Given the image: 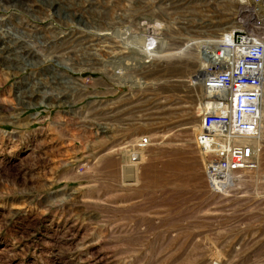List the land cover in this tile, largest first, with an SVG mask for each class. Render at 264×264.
<instances>
[{
    "label": "rangeland",
    "instance_id": "374dc122",
    "mask_svg": "<svg viewBox=\"0 0 264 264\" xmlns=\"http://www.w3.org/2000/svg\"><path fill=\"white\" fill-rule=\"evenodd\" d=\"M12 1L0 33L36 56L0 59V264H264L262 164L213 194L195 144L206 61L188 42L216 40L235 0H58L67 19L24 0L42 40ZM154 24L181 53L145 59Z\"/></svg>",
    "mask_w": 264,
    "mask_h": 264
},
{
    "label": "built area",
    "instance_id": "2783aa9c",
    "mask_svg": "<svg viewBox=\"0 0 264 264\" xmlns=\"http://www.w3.org/2000/svg\"><path fill=\"white\" fill-rule=\"evenodd\" d=\"M235 3L231 24L219 34L231 31L228 38L214 44L228 54L213 51L214 58L208 59L212 61L195 78L207 106L200 108L196 143L204 156L205 185L213 194L223 191L212 190L206 176L228 175L226 188L221 187L228 191L234 182L231 176L236 171H256L264 152V0ZM234 25L238 28L232 29ZM2 64L0 61V71L4 70ZM11 79L9 85L14 89L16 78ZM143 138L137 139L143 142Z\"/></svg>",
    "mask_w": 264,
    "mask_h": 264
},
{
    "label": "bare ground",
    "instance_id": "6f19581e",
    "mask_svg": "<svg viewBox=\"0 0 264 264\" xmlns=\"http://www.w3.org/2000/svg\"><path fill=\"white\" fill-rule=\"evenodd\" d=\"M15 2V4H17V0H13ZM12 1V2H13ZM21 2V1H20ZM30 2V1H29ZM60 1L58 0H40L37 2V4L39 5H44V4H47L46 7L48 8H53V6H55V8L57 9V12L58 14L61 13V17L62 18H66L67 19V13H66V9L64 7L61 6V4H59ZM63 2V1H62ZM11 3V2H10ZM9 3V4H10ZM6 5V3H5ZM21 10L23 11V13L28 16V18H31V20L33 21V24H30V25H33V29L34 31L36 32L35 35H40L41 33L39 31H41L43 33V29H42V26L40 27V25L42 24L41 21L39 19H36L34 18V14L32 13V10H29V7L28 5L24 4V0H22L21 4ZM2 6V5H1ZM3 7V6H2ZM11 8V7H10ZM18 10V9H17ZM68 12V11H67ZM52 13V12H51ZM54 13V12H53ZM58 14H56L57 16H59ZM50 15V14H49ZM69 15V14H68ZM56 16V17H57ZM81 19V18H80ZM82 20V19H81ZM78 24H80V21L78 22ZM159 24V23H158ZM28 25V24H27ZM156 24L154 25H151V27L149 26H146V29L148 31H146V33L144 34V36H147L142 38V50L144 54H146V58H158V59H164L166 57H175L177 54L181 53L183 50V48H180L179 51L177 49H173L172 51H166L162 48V44H161V38H160V30L157 31L155 30L154 28L156 27L155 26ZM31 27V26H30ZM29 27V28H30ZM148 27V28H147ZM232 29H235V28H238V26L234 25L231 27ZM55 29V28H54ZM32 30V29H31ZM69 30V29H68ZM74 30V29H73ZM72 30V31H73ZM33 31V30H32ZM75 32V31H74ZM73 32V33H74ZM231 31H228V33H225L224 35H219L217 36L216 40H220V42L223 40V38H228L227 35L230 34ZM222 34V33H221ZM33 35V34H32ZM10 35L7 34V32H2L0 33V59H4V61L8 64V67L7 68H11V69H14L16 70L17 66V70H19L21 68V65L20 63L24 64V65H27V64H30L31 61H33V57H35L36 55L33 54V52L31 50H29L31 47L27 44V40L25 39L24 36L22 35H19L16 34V38L13 36V37H9ZM46 36V35H45ZM59 36V35H58ZM134 36V35H133ZM29 37V36H28ZM35 37V36H34ZM37 40H42V39H45V37L41 34L40 36L38 37H35ZM33 39V38H32ZM134 39V38H133ZM161 39V40H160ZM47 40V39H46ZM141 40L139 42H141ZM216 40L214 41H191V42H188L189 43V47L190 46H193L194 43L197 44L198 46H200V50L201 51V55L204 56L205 58V61L206 63H209L210 61L212 60H209L208 59H212L213 55H214V52H220L222 55H224L226 57V55L228 54V51L227 50H224L223 48H216V46L214 45ZM137 41V42H138ZM35 42V41H34ZM40 42V41H39ZM38 42V43H39ZM187 43V44H188ZM225 43H228V41L225 40ZM138 43H136L137 45ZM157 44H161V45H158ZM140 45V44H139ZM138 45V46H139ZM157 46V48L154 47ZM223 45V43H222ZM186 46V45H185ZM184 46V48H185ZM195 46V45H194ZM153 47V48H152ZM188 47V48H189ZM37 51V50H35ZM214 51V52H213ZM213 52V53H212ZM36 53V52H35ZM200 53V52H199ZM214 58V57H213ZM204 60V59H203ZM150 60H146L145 62L148 63ZM208 61V62H207ZM37 63V62H36ZM205 63V64H206ZM38 64V63H37ZM33 67V66H32ZM10 69V70H11ZM21 70V69H20ZM19 70V71H20ZM45 71V70H44ZM200 73V72H199ZM201 74H198V76H200ZM52 79V78H51ZM196 80V79H195ZM39 83V82H37ZM36 83V84H37ZM60 84V83H59ZM32 85V84H31ZM30 85V86H31ZM34 85V84H33ZM32 85V86H33ZM38 86V85H37ZM36 87V86H35ZM41 87V86H40ZM38 88V87H37ZM32 89V88H31ZM35 89V88H34ZM41 89V88H39ZM50 89V88H49ZM33 90V89H32ZM37 91V90H36ZM26 92V91H25ZM36 93V92H35ZM39 93V92H38ZM37 93V94H38ZM19 94V93H18ZM17 94V95H18ZM24 94V93H22ZM42 94V93H41ZM23 96V95H22ZM18 97V99L20 98V101L22 102L21 104L25 103L28 104L29 100L31 99V101L34 100V96L33 94L31 96H28L30 98H27V96L25 97ZM33 96V97H32ZM44 96H47V95H44ZM49 96V94H48ZM47 98V97H46ZM26 99H28L27 101H25ZM203 99V98H202ZM205 100L203 99V102H202V107H207L205 105ZM264 117V115H263ZM264 127V125H263ZM197 130V128H196ZM262 131L264 133V128H262ZM198 134V130L196 131L195 133V144H196V147H197V143H196V135ZM143 138V137H142ZM145 138V139H144ZM144 141H136V144H133L132 148L135 149V150H144L145 148H147L149 146L148 143H150V140L149 138L147 137H144ZM147 143V144H146ZM198 148V147H197ZM199 151L201 148H198ZM136 151H133L131 154V160L134 162L136 161L135 157H137L135 155ZM133 158V159H132ZM207 177V181L209 180L210 181V184H209V187L212 189V190H218L219 188L223 191L222 193L226 192L227 190H225L226 188V180L224 179H227L228 178V175H225L224 173H217V174H214V175H211L210 176H206ZM231 180H232V176H231ZM232 185V182L231 184H229V186ZM221 187H225L224 190L223 188Z\"/></svg>",
    "mask_w": 264,
    "mask_h": 264
},
{
    "label": "crops",
    "instance_id": "0c3cea01",
    "mask_svg": "<svg viewBox=\"0 0 264 264\" xmlns=\"http://www.w3.org/2000/svg\"><path fill=\"white\" fill-rule=\"evenodd\" d=\"M73 147H74V146H73ZM73 147H72V148H73ZM58 152H60V151H58ZM262 155H263V156H262ZM262 155H261L262 158H260V162H259L260 164H259V165L262 164V168L264 169V152H262ZM262 168H261V169H262Z\"/></svg>",
    "mask_w": 264,
    "mask_h": 264
}]
</instances>
